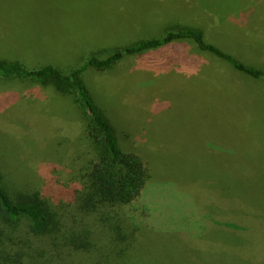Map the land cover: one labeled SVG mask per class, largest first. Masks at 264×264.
Listing matches in <instances>:
<instances>
[{
  "label": "rangeland",
  "instance_id": "rangeland-1",
  "mask_svg": "<svg viewBox=\"0 0 264 264\" xmlns=\"http://www.w3.org/2000/svg\"><path fill=\"white\" fill-rule=\"evenodd\" d=\"M188 1L0 0V59L27 68L51 63L67 71L92 56L105 60L126 46L144 49V43L169 32L198 28L206 41L264 70V0ZM248 9L252 20L237 22ZM150 46L136 53L130 49L111 69L88 67L82 76L114 126L121 150L142 156L148 170L144 191L124 210L132 222L139 208L151 214L143 233H152L153 226L163 237L155 247L168 261L173 258L166 264H232L222 259V231L212 239L218 245L185 247L174 233L197 235L207 222L215 223L209 211H217L219 200L229 216L238 209L248 216L245 223L253 235L264 234V164L246 167L239 144L227 152L230 158L223 153L220 159L221 118L227 121L233 111L222 109V103L217 108L219 96L208 95L214 88L208 82L216 81L204 66L207 53L187 39ZM256 85L264 98V83ZM35 98L32 108L28 101ZM67 100L30 81L0 79V171L13 197L42 190L50 178L65 186L79 182L91 153L82 123L65 113ZM259 120L264 122V99L252 98L238 120L230 121L229 140L264 138ZM256 150L244 144L246 158L252 159ZM58 203L53 202L68 212L69 203ZM46 241L52 250V240ZM257 260L264 264V255Z\"/></svg>",
  "mask_w": 264,
  "mask_h": 264
},
{
  "label": "trees",
  "instance_id": "trees-1",
  "mask_svg": "<svg viewBox=\"0 0 264 264\" xmlns=\"http://www.w3.org/2000/svg\"><path fill=\"white\" fill-rule=\"evenodd\" d=\"M183 1L190 5L188 0ZM177 39L193 41V48L217 57L238 77L233 80L236 85L232 84L236 94L230 97L219 96L217 106L214 99H209L213 106L221 109L222 103V109L233 111V115H227V121L226 118H221L223 140L220 159L224 160L223 153L227 155L229 150L234 147L237 149L239 144L240 160L246 162V167L250 164L256 167L261 161L264 164L263 137L246 139L242 136L234 141L229 140L227 133L232 127L230 121L238 120L239 113L247 108L252 98L260 101L264 99L258 95L259 86L256 85L264 83V70L245 64L206 41L204 33L198 28L169 32L166 37L144 43V49L140 48L141 44L126 46L112 52L105 60L92 56L86 63L67 71L58 70L51 63L27 68L21 67L16 60L0 59V79L30 81L68 99L69 103L64 108L69 111L65 110V113L82 123L84 138L91 153L84 172L78 177V183L65 186L50 178L42 190L35 189L16 198L7 189L0 171V264H166L173 261V258L168 261L167 255L156 252L155 246L159 247L156 242L163 237L158 238L153 226L150 228L152 233H143L147 227L146 219L150 220L151 214L139 208L137 221L132 222L124 210V206H131L144 191L149 182L148 170L142 156L121 150L114 126L96 102L82 76L88 67L96 71L113 68L125 54H130V49L135 53L141 52L151 49L153 41L160 45ZM42 43L44 42L39 41L37 44ZM234 98H238V101H232ZM46 99L51 100V97ZM28 102L33 108L36 98ZM259 122L260 126L264 125L263 120ZM244 144L252 145L255 150L261 148L249 159L244 156ZM240 177L244 179L245 175L241 174ZM53 202L69 203L68 212H61ZM213 204L214 208L215 203ZM209 213L215 223L207 222L197 235L190 230L174 233L183 239L182 246L185 247L188 243L218 245L212 239L214 234L218 235V231H222L225 237V243L220 246L224 251L222 259L232 264L260 262L257 258L264 255V234L253 235L249 225L245 223L248 216H243L241 209H238L237 215L229 216L218 200L217 211ZM99 232L103 234L102 238L98 237ZM46 239L52 240V250H47L49 243ZM150 247L155 248L150 250ZM166 247L161 248L164 250ZM66 258L69 259L67 263Z\"/></svg>",
  "mask_w": 264,
  "mask_h": 264
},
{
  "label": "crops",
  "instance_id": "crops-1",
  "mask_svg": "<svg viewBox=\"0 0 264 264\" xmlns=\"http://www.w3.org/2000/svg\"><path fill=\"white\" fill-rule=\"evenodd\" d=\"M248 11L249 12L247 13V15H245V18L243 17L242 19L238 20L241 22H250L252 20V11L249 9ZM204 66L206 67L211 80L216 81V84L208 82V86H214L212 93L209 94H215L221 97H230L236 94V92L234 91V86L236 84L233 83V80L238 79V77L232 74L233 72L229 70L227 64L211 54H206ZM228 82L231 84L229 85ZM225 83L227 84L225 85ZM232 84L234 86H232Z\"/></svg>",
  "mask_w": 264,
  "mask_h": 264
}]
</instances>
